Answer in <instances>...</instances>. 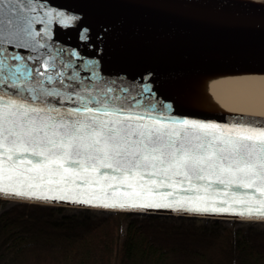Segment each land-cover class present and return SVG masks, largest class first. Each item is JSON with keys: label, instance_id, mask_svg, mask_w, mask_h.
<instances>
[{"label": "snow or ice", "instance_id": "snow-or-ice-1", "mask_svg": "<svg viewBox=\"0 0 264 264\" xmlns=\"http://www.w3.org/2000/svg\"><path fill=\"white\" fill-rule=\"evenodd\" d=\"M79 20L51 0H0V195L264 223V118L174 115L181 99L151 73L108 76L59 47L56 26ZM241 26L264 29V16Z\"/></svg>", "mask_w": 264, "mask_h": 264}, {"label": "trees", "instance_id": "trees-1", "mask_svg": "<svg viewBox=\"0 0 264 264\" xmlns=\"http://www.w3.org/2000/svg\"><path fill=\"white\" fill-rule=\"evenodd\" d=\"M9 202L0 199V264H264L255 224Z\"/></svg>", "mask_w": 264, "mask_h": 264}, {"label": "bare ground", "instance_id": "bare-ground-1", "mask_svg": "<svg viewBox=\"0 0 264 264\" xmlns=\"http://www.w3.org/2000/svg\"><path fill=\"white\" fill-rule=\"evenodd\" d=\"M228 1L242 5V0ZM84 28L88 29V38L125 49L119 53H97L79 47H59L78 50L83 58L80 63L98 59L112 77L144 83L146 74L151 73L148 82L154 90L165 97L181 99L173 113L219 120H229L233 115L264 118V36L230 29H194L186 33L149 19L97 14L80 16L75 26L57 25L55 32L80 37ZM170 42L184 45L185 55L193 62L175 63L163 54L149 52L150 48L169 46ZM215 46L219 50L212 48ZM191 100L196 102L190 103Z\"/></svg>", "mask_w": 264, "mask_h": 264}, {"label": "water", "instance_id": "water-1", "mask_svg": "<svg viewBox=\"0 0 264 264\" xmlns=\"http://www.w3.org/2000/svg\"><path fill=\"white\" fill-rule=\"evenodd\" d=\"M56 6L66 7L71 11H79L81 17L89 18L92 15H104L108 18H128V19H149L176 31L191 32V30H217L226 29L252 32L257 35L264 36V29H253L241 26L243 20L259 19L264 16V9L247 8L243 5L230 2L228 0H51ZM54 40L59 42V46L79 47L97 53L109 52L119 53L125 46L115 45L112 43L102 42L88 38L82 40L80 37L69 35L66 33L55 32ZM201 40H204L201 38ZM186 42L185 44H187ZM197 44V42H196ZM135 47V46H133ZM184 45L177 42H170L169 46H158L149 50L150 53L170 58L175 63H191L193 59L185 55L186 49ZM219 50L217 46L212 47ZM209 53H212L207 49ZM105 75L111 76L110 70H103ZM174 115H185L181 113H173ZM200 118V117H198ZM209 119V118H203ZM218 121H227L212 119ZM0 199L9 200L11 202H26L39 204L44 206L68 207L77 209H87L96 213L112 214L115 212H126L138 216L158 215L172 218H188L197 221H237L243 223L257 224L247 220L239 215L233 214H212L201 216L189 213H179L170 209H150V208H106L101 206H88L82 204H74L71 202L43 203L40 201L18 200L5 198L0 195Z\"/></svg>", "mask_w": 264, "mask_h": 264}, {"label": "rangeland", "instance_id": "rangeland-1", "mask_svg": "<svg viewBox=\"0 0 264 264\" xmlns=\"http://www.w3.org/2000/svg\"><path fill=\"white\" fill-rule=\"evenodd\" d=\"M13 204V202H9L8 204H7V206L8 205H12ZM203 222L202 221H198L197 222V224H202ZM228 222H226L225 224H227ZM248 223H243V222H239V224H238V226L239 227H243V226H246ZM249 224H253V223H249ZM255 225H259V226H261V227H264V223H255ZM124 232V231H123Z\"/></svg>", "mask_w": 264, "mask_h": 264}]
</instances>
